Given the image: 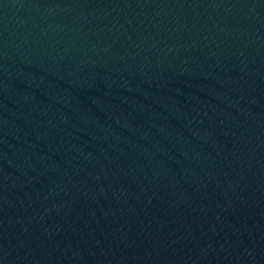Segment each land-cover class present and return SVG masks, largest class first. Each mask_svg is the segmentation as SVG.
Instances as JSON below:
<instances>
[{
    "label": "water",
    "instance_id": "95a60500",
    "mask_svg": "<svg viewBox=\"0 0 264 264\" xmlns=\"http://www.w3.org/2000/svg\"><path fill=\"white\" fill-rule=\"evenodd\" d=\"M0 264H264V0H0Z\"/></svg>",
    "mask_w": 264,
    "mask_h": 264
}]
</instances>
